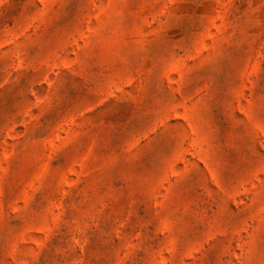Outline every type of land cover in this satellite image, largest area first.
I'll use <instances>...</instances> for the list:
<instances>
[{
    "label": "rangeland",
    "instance_id": "rangeland-1",
    "mask_svg": "<svg viewBox=\"0 0 264 264\" xmlns=\"http://www.w3.org/2000/svg\"><path fill=\"white\" fill-rule=\"evenodd\" d=\"M0 264H264V0H0Z\"/></svg>",
    "mask_w": 264,
    "mask_h": 264
}]
</instances>
